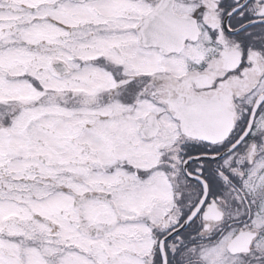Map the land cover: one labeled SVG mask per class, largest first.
Here are the masks:
<instances>
[{"label":"snow or ice","instance_id":"snow-or-ice-1","mask_svg":"<svg viewBox=\"0 0 264 264\" xmlns=\"http://www.w3.org/2000/svg\"><path fill=\"white\" fill-rule=\"evenodd\" d=\"M0 264H264V0H0Z\"/></svg>","mask_w":264,"mask_h":264}]
</instances>
